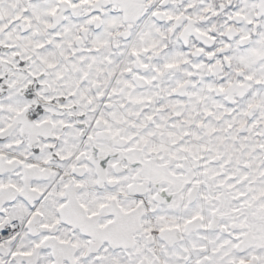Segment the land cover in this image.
<instances>
[{"label": "snow or ice", "instance_id": "1", "mask_svg": "<svg viewBox=\"0 0 264 264\" xmlns=\"http://www.w3.org/2000/svg\"><path fill=\"white\" fill-rule=\"evenodd\" d=\"M0 264H264V0H0Z\"/></svg>", "mask_w": 264, "mask_h": 264}]
</instances>
